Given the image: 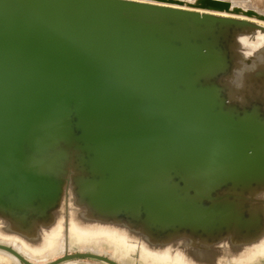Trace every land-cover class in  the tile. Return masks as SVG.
Masks as SVG:
<instances>
[{"label": "water", "instance_id": "obj_1", "mask_svg": "<svg viewBox=\"0 0 264 264\" xmlns=\"http://www.w3.org/2000/svg\"><path fill=\"white\" fill-rule=\"evenodd\" d=\"M255 32L138 1L0 0V219L36 241L71 197L154 247L260 239L264 46L240 41ZM76 260L119 264H49Z\"/></svg>", "mask_w": 264, "mask_h": 264}, {"label": "bare ground", "instance_id": "obj_2", "mask_svg": "<svg viewBox=\"0 0 264 264\" xmlns=\"http://www.w3.org/2000/svg\"><path fill=\"white\" fill-rule=\"evenodd\" d=\"M130 1L231 17L264 26V14L234 0H215L228 3V11L205 8V0ZM240 41L241 44L249 41L250 45L242 46L256 55L258 49L264 46V34L255 32L253 37H242ZM85 215V210L76 207L72 198H68L65 207L56 213L55 222L42 228L36 241L26 240L13 233L9 223L0 219V245L12 248L33 264H49L74 250L93 252L119 264H130L128 259H131L130 254L135 252L136 247L141 249L138 261L143 264H255L264 258V235L244 245H233L226 238L203 250L190 246L186 239H180L173 245L154 247L121 225L91 222L82 218ZM80 261L61 264H81ZM0 264L22 263L15 256L0 250Z\"/></svg>", "mask_w": 264, "mask_h": 264}, {"label": "rangeland", "instance_id": "obj_3", "mask_svg": "<svg viewBox=\"0 0 264 264\" xmlns=\"http://www.w3.org/2000/svg\"><path fill=\"white\" fill-rule=\"evenodd\" d=\"M233 1V0H232ZM239 3H242L245 7L248 6V8H252L255 11L264 14V0H234ZM264 24V23H263ZM106 247V246H105ZM77 250H74L72 253H76ZM131 259H128V263L130 264H143L142 262L138 261L139 260V253H132L130 254ZM81 264H101L96 261L92 260H81ZM255 264H264V258H262L258 263Z\"/></svg>", "mask_w": 264, "mask_h": 264}]
</instances>
